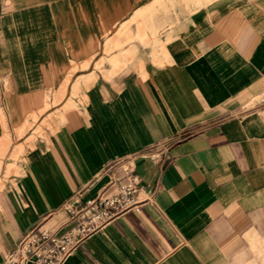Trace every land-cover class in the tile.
I'll return each instance as SVG.
<instances>
[{"label":"crops","instance_id":"crops-1","mask_svg":"<svg viewBox=\"0 0 264 264\" xmlns=\"http://www.w3.org/2000/svg\"><path fill=\"white\" fill-rule=\"evenodd\" d=\"M139 8L135 36L148 42L161 24L158 45L108 78L105 37ZM46 96L59 101L44 108ZM14 146L25 152L1 196L0 264L30 229L65 223L66 205L102 191L125 158L140 210L63 264H264V0H0L2 170Z\"/></svg>","mask_w":264,"mask_h":264},{"label":"built area","instance_id":"built-area-1","mask_svg":"<svg viewBox=\"0 0 264 264\" xmlns=\"http://www.w3.org/2000/svg\"><path fill=\"white\" fill-rule=\"evenodd\" d=\"M111 164L120 168V175H111L94 197L79 204L69 202L65 223L53 229L36 226L26 232L2 264H63L91 233L125 211H139L144 199H138L139 176L132 161L125 158Z\"/></svg>","mask_w":264,"mask_h":264},{"label":"rangeland","instance_id":"rangeland-1","mask_svg":"<svg viewBox=\"0 0 264 264\" xmlns=\"http://www.w3.org/2000/svg\"><path fill=\"white\" fill-rule=\"evenodd\" d=\"M158 2L159 0H155V2ZM160 10L163 8V5L158 4ZM141 10V12H140ZM145 8H139L135 11L133 15V21L129 22L126 21L124 24L119 26L117 30L110 31V34L105 37V44H106V50L102 52V57L100 63L101 69L100 71L104 74H106V77L110 78L116 74L122 73V72H127L129 71L132 67L136 66L139 61H140V52L145 46H148L149 48H156L157 43H154L155 40L158 38L157 34L160 32L161 28L163 25L159 24L154 28L151 32L150 30V35H149V41L145 42V40H141L140 37L135 36V28L136 26H141L143 27L144 23V16H145ZM136 17H142L143 20H136ZM117 31V32H116ZM112 37L113 41L115 38H118V40L112 42L111 40L109 41V38ZM169 36H166L168 38ZM153 41V42H152ZM113 56H119L122 57L120 65L118 66L119 60L117 58H111ZM112 64V66L115 68L118 66L115 72H110V64L109 61ZM98 62L95 65V68H98ZM94 68V69H95ZM75 69V68H74ZM82 93V88L81 84H74L72 86V90L70 89V97L75 100H71V106L77 107L78 103H80V97ZM59 99L56 97L53 98V100H50L48 96H46V100L44 101V108H48L50 104L58 102ZM64 111V110H63ZM62 111V112H63ZM55 115L52 113L51 117ZM58 117V122L59 121V111L58 114H56ZM36 115L34 113L32 114L31 118L34 119ZM50 117V116H49ZM60 117L62 118V114H60ZM25 152V149L20 148L18 149L16 146H14L10 152L7 153V159L5 162V167L4 170L1 169L2 162L0 161V207L2 203V192L5 187L6 180L8 176L11 173L18 174L20 171V163L23 158V154ZM6 154V153H5Z\"/></svg>","mask_w":264,"mask_h":264}]
</instances>
